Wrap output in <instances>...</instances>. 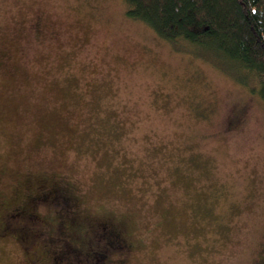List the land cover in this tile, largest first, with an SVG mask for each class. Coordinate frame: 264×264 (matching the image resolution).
<instances>
[{"label": "rangeland", "instance_id": "374dc122", "mask_svg": "<svg viewBox=\"0 0 264 264\" xmlns=\"http://www.w3.org/2000/svg\"><path fill=\"white\" fill-rule=\"evenodd\" d=\"M185 45L124 0H0V264H44L57 244L2 230L23 200L66 250L109 221L125 240L102 264H264L257 78ZM48 186L69 210L28 202Z\"/></svg>", "mask_w": 264, "mask_h": 264}, {"label": "trees", "instance_id": "16d2710c", "mask_svg": "<svg viewBox=\"0 0 264 264\" xmlns=\"http://www.w3.org/2000/svg\"><path fill=\"white\" fill-rule=\"evenodd\" d=\"M124 3L126 16L143 22L165 40L186 44L188 52L211 61L237 81L245 82L241 76L246 74L256 77L257 87L250 90L264 98V0H124ZM60 215L56 217L60 219ZM108 223L106 219L98 222L96 230ZM26 230L29 229H25V241ZM112 231L117 233L114 228ZM105 232L103 241H94L90 250L83 252L92 256L94 250L106 248L104 243L109 244L111 253L119 249L110 246L112 234ZM120 237L121 240H112H125L122 234Z\"/></svg>", "mask_w": 264, "mask_h": 264}, {"label": "flooded vegetation", "instance_id": "af4514ba", "mask_svg": "<svg viewBox=\"0 0 264 264\" xmlns=\"http://www.w3.org/2000/svg\"><path fill=\"white\" fill-rule=\"evenodd\" d=\"M28 202L30 201L32 205L36 204H41L40 202H45L49 205H63L62 208H65V210H69L70 205H71V197L67 196L63 189L60 188H54L53 186H48L45 187L43 190L41 189L39 193L35 195H31L27 197ZM20 206H14L9 208L11 211H16L17 213L12 215L10 211H6V217L4 220V224L2 226V230L5 232L6 230L9 232H15L17 227L22 225L24 228L25 226L27 227L26 229H29L30 233L32 234H27L28 240L25 241L24 236L20 238V242H23L27 247H31V242L34 241L35 239H43L45 238L46 241L48 242H54L57 243L55 247L52 248L49 254V258H52V261L47 260L46 263L44 264H99L98 262H103V259L107 256V250L106 248L103 249H98L100 251H93V255L91 256V253L83 252L82 250H76L74 248H71L70 250H66L64 247H62L64 244L60 242L57 239V235L53 236L49 234L48 232L45 233L44 229L45 226L43 224V219L37 214V212L33 208L27 207L26 201H22V203L18 204ZM4 213V214H5ZM20 213V214H19ZM14 216H20V220H15ZM61 222L58 221L57 224H60ZM33 227V229H30V227ZM107 225V226H106ZM106 225H102L100 229H105V226L107 228V233L110 235L113 233L112 231V226L108 223ZM58 226L55 227L57 229ZM23 230V229H21ZM37 230V232H36ZM103 231V230H101ZM104 232V231H103ZM105 233V232H104ZM46 235V237H45ZM31 237V239H29ZM41 237V238H40ZM112 239L113 240H121V237L118 233L112 234ZM123 240V238H122ZM40 241V240H39ZM128 245V244H126ZM73 251L76 254H73ZM111 254V250L109 251ZM108 253V254H109ZM51 255V256H50ZM78 255V259L76 260L75 256ZM95 255V256H94ZM92 257V258H90ZM96 257V258H95ZM108 257H106L107 259Z\"/></svg>", "mask_w": 264, "mask_h": 264}]
</instances>
